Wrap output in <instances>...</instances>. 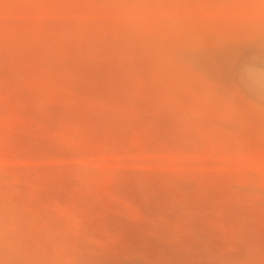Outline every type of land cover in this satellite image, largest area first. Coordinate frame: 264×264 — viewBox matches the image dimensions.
I'll list each match as a JSON object with an SVG mask.
<instances>
[{"label":"rangeland","instance_id":"1","mask_svg":"<svg viewBox=\"0 0 264 264\" xmlns=\"http://www.w3.org/2000/svg\"><path fill=\"white\" fill-rule=\"evenodd\" d=\"M0 264H264V0H0Z\"/></svg>","mask_w":264,"mask_h":264}]
</instances>
